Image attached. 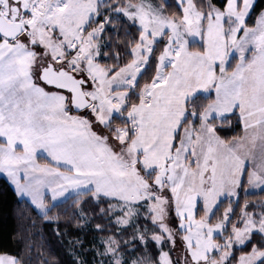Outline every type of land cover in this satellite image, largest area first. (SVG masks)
I'll use <instances>...</instances> for the list:
<instances>
[{"label":"snow or ice","instance_id":"1","mask_svg":"<svg viewBox=\"0 0 264 264\" xmlns=\"http://www.w3.org/2000/svg\"><path fill=\"white\" fill-rule=\"evenodd\" d=\"M255 8L0 0V173L61 239L69 201L97 234L70 264H264V199L244 198L264 192Z\"/></svg>","mask_w":264,"mask_h":264},{"label":"trees","instance_id":"2","mask_svg":"<svg viewBox=\"0 0 264 264\" xmlns=\"http://www.w3.org/2000/svg\"><path fill=\"white\" fill-rule=\"evenodd\" d=\"M261 9H264V0H257L255 11L258 13ZM253 20L254 17L249 19L250 26ZM230 119L235 123L234 117ZM239 131L240 129H236L234 132L221 134L231 136ZM244 198L259 201L264 199V192H252ZM74 212L72 202L69 201L49 213L50 216H60L61 232L67 233L61 239L53 231L57 225L48 223L28 200L17 196L15 189L5 177L0 176V254L22 256L24 264H45L47 260L70 264L71 258L67 255L69 240L80 237L89 241L92 236L97 235L91 231L90 226L83 231L78 230L76 227L78 218L74 217ZM95 222L102 223L101 220ZM85 246L87 247V243Z\"/></svg>","mask_w":264,"mask_h":264},{"label":"crops","instance_id":"3","mask_svg":"<svg viewBox=\"0 0 264 264\" xmlns=\"http://www.w3.org/2000/svg\"><path fill=\"white\" fill-rule=\"evenodd\" d=\"M0 176H3V177H5L9 182H10V180L6 177V174H4V173H0ZM10 184H11V182H10ZM12 185V184H11ZM13 186V188H14V185H12ZM15 189V188H14ZM26 200H28L29 202H30V200L29 199H26ZM31 203V202H30ZM34 206V205H33ZM35 207V206H34ZM38 211V210H37Z\"/></svg>","mask_w":264,"mask_h":264},{"label":"rangeland","instance_id":"4","mask_svg":"<svg viewBox=\"0 0 264 264\" xmlns=\"http://www.w3.org/2000/svg\"><path fill=\"white\" fill-rule=\"evenodd\" d=\"M257 0H255V2H256ZM258 191H260L259 189H257V190H255V191H253V192H258ZM252 193V192H251ZM226 206V205H225Z\"/></svg>","mask_w":264,"mask_h":264}]
</instances>
